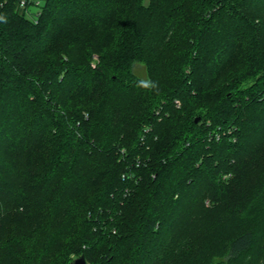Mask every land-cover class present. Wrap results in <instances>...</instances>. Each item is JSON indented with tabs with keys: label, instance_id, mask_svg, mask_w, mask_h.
I'll return each mask as SVG.
<instances>
[{
	"label": "trees",
	"instance_id": "16d2710c",
	"mask_svg": "<svg viewBox=\"0 0 264 264\" xmlns=\"http://www.w3.org/2000/svg\"><path fill=\"white\" fill-rule=\"evenodd\" d=\"M41 8L0 0V264H264V0Z\"/></svg>",
	"mask_w": 264,
	"mask_h": 264
},
{
	"label": "built area",
	"instance_id": "2783aa9c",
	"mask_svg": "<svg viewBox=\"0 0 264 264\" xmlns=\"http://www.w3.org/2000/svg\"><path fill=\"white\" fill-rule=\"evenodd\" d=\"M20 7L23 8L26 14L30 17H37V15L41 11V6L43 4V0H19ZM31 8H35V10H31Z\"/></svg>",
	"mask_w": 264,
	"mask_h": 264
},
{
	"label": "rangeland",
	"instance_id": "374dc122",
	"mask_svg": "<svg viewBox=\"0 0 264 264\" xmlns=\"http://www.w3.org/2000/svg\"><path fill=\"white\" fill-rule=\"evenodd\" d=\"M144 3L145 4H148L149 3V0H144ZM31 10H35V8H31ZM96 60H94V63H95ZM135 71L136 73L143 79H147L148 77V73H147V70H146V67L144 64L142 63H137L136 66H135ZM264 168V167H263ZM262 168V169H263ZM255 175L257 176L256 179H253L252 178V182L253 184L257 183L258 182V179L260 177V172L257 170Z\"/></svg>",
	"mask_w": 264,
	"mask_h": 264
},
{
	"label": "water",
	"instance_id": "95a60500",
	"mask_svg": "<svg viewBox=\"0 0 264 264\" xmlns=\"http://www.w3.org/2000/svg\"><path fill=\"white\" fill-rule=\"evenodd\" d=\"M199 120H200V117H198V118L196 119V122H198ZM71 264H89V263L87 262L85 256H84V255H81V256L75 258V259L71 262Z\"/></svg>",
	"mask_w": 264,
	"mask_h": 264
},
{
	"label": "clouds",
	"instance_id": "9594fccd",
	"mask_svg": "<svg viewBox=\"0 0 264 264\" xmlns=\"http://www.w3.org/2000/svg\"><path fill=\"white\" fill-rule=\"evenodd\" d=\"M152 88L158 90L157 82H152Z\"/></svg>",
	"mask_w": 264,
	"mask_h": 264
}]
</instances>
